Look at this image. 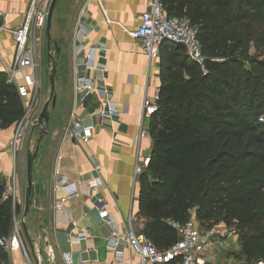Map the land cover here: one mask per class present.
Here are the masks:
<instances>
[{"label":"trees","instance_id":"16d2710c","mask_svg":"<svg viewBox=\"0 0 264 264\" xmlns=\"http://www.w3.org/2000/svg\"><path fill=\"white\" fill-rule=\"evenodd\" d=\"M163 2L170 14L192 17L209 70L205 73L182 43L164 40L160 45L153 146L139 176L140 210L146 218L142 233L165 249L178 238L171 220H188L195 211L201 226L235 227L243 264L264 261V57H242L244 42L229 31L236 22L264 23V0ZM262 47L264 36L257 40V48ZM23 114L17 86L8 81L7 71H0V128ZM3 197L0 177L3 232L9 234L12 198Z\"/></svg>","mask_w":264,"mask_h":264},{"label":"crops","instance_id":"0c3cea01","mask_svg":"<svg viewBox=\"0 0 264 264\" xmlns=\"http://www.w3.org/2000/svg\"><path fill=\"white\" fill-rule=\"evenodd\" d=\"M30 3L31 0H0V26L4 27L0 34V71H7L13 62L17 43L10 30L23 24ZM147 7L148 0H58L52 33L59 40L61 51L57 60V100L55 106L50 104L57 113L54 119H50L49 131L42 138L34 161L36 191L31 210L25 217L31 240L22 222L30 258L21 248H0V264H68L63 252L70 249L74 250L76 264H140L141 259L130 244L122 243L116 248L113 240L104 237L103 223L95 202L88 196V189L82 185L81 179L91 174L100 176L103 181L100 190L115 225L127 229L132 214L137 230L142 232L146 218L140 210V175L135 177V164L150 156L152 151L151 115L143 113V102L146 95L153 96L160 86L161 57L150 60L140 41L129 31L139 25L140 15ZM81 20L92 29L89 45L101 46L96 59L105 66V71L103 77L98 78V83L108 88L109 96L119 111L100 123L97 121L95 135L88 142L63 137L77 97L74 63L79 56L76 31ZM40 56L43 95L49 85V67L46 59L42 61V49ZM31 72V68L19 71L18 81H24ZM18 101L24 108V98L19 92ZM102 102L103 98L95 95H90L87 101L90 109ZM13 133L14 124L0 128V177L3 179H7L12 169L9 141ZM34 135L39 137L38 129L31 131L29 141L25 142L20 153L19 215L22 208L25 209L27 151L33 140L34 146L37 145ZM95 162L101 164L100 170L95 169ZM57 174L65 175L78 189L64 210L54 206L56 196L65 192L54 189ZM6 197L4 194L3 199ZM11 211L9 233L15 226L13 200ZM6 228V215L0 212V233L5 234ZM233 233L239 232L236 230L227 236ZM237 241L233 249L221 250L216 246L217 257L232 264L240 263L236 251L241 250V245ZM88 248V259L80 263L79 252Z\"/></svg>","mask_w":264,"mask_h":264},{"label":"built area","instance_id":"2783aa9c","mask_svg":"<svg viewBox=\"0 0 264 264\" xmlns=\"http://www.w3.org/2000/svg\"><path fill=\"white\" fill-rule=\"evenodd\" d=\"M51 0H31L25 20L20 27L11 29L16 39V48L13 62L8 68V80L17 84L20 95L24 98V114L17 121L13 136L9 141L12 155V169L7 179H4V194L11 197L15 208V226L11 233L0 234V248H21L29 259L26 240L23 236V211L19 215L17 205L19 203V159L21 150L29 137L31 128L35 126L42 109L41 97L43 93L41 81V49L39 43L46 29L47 16ZM0 26V34L3 31ZM91 26L81 20L77 27L76 47L79 55L74 63V87L77 91L75 107L71 112V121L63 130L65 139H76L88 142L94 137L97 121L102 122L106 117H112L119 113L117 107L109 96L108 88L98 83V78L103 77L105 66L96 59L100 45L90 46L89 37ZM133 38L140 41L143 51L149 59L160 57V45L164 40L182 43L191 59L199 63L205 73L208 72L206 60L208 58L203 42L199 36V28L193 23L189 15L170 14L163 0H148L147 9L140 15L139 25L131 29ZM25 68H31L32 72L24 81H18V72ZM90 95L102 97L104 102L95 108L88 107ZM160 86L153 96L146 95L143 102V113L152 115L159 107ZM264 119V115L260 117ZM150 161V156H145L135 164V177L137 178ZM95 169L100 170L101 164L95 162ZM81 183L88 189L103 223V235L113 240L116 248L122 243L132 246L134 252L140 257V264H232L229 260L217 257L216 246H229L227 234L235 232V227L229 229L222 224H216L210 229H203L197 219L195 211L185 221L171 220L177 230V240L165 249H159L135 226L133 215L129 217L128 228L121 229L115 225L107 208V201L100 187L103 181L100 176L89 175L81 179ZM54 189H63V194L55 198V208L64 210L70 198L78 193L75 183L68 181L65 175L57 174ZM218 234L217 238L214 235ZM73 237L70 236V240ZM90 248L79 252V262L88 259ZM72 249L64 251L63 257L68 264H76L73 260ZM264 261H259L263 264ZM118 264V263H111Z\"/></svg>","mask_w":264,"mask_h":264},{"label":"water","instance_id":"95a60500","mask_svg":"<svg viewBox=\"0 0 264 264\" xmlns=\"http://www.w3.org/2000/svg\"><path fill=\"white\" fill-rule=\"evenodd\" d=\"M58 0H51L49 5V11L47 16V23H46V62L49 67L48 76L50 81V94L48 99L45 101L37 122L34 129L39 130V137L37 138V145L34 150L31 148L27 151V185L25 190V209L23 212V227L27 234L29 240L31 237L29 236L27 225L25 223V217L28 215L29 211L31 210V205L33 203L35 197V185L33 181V171H34V161L38 155V150L40 146V142L45 134L49 131V123L51 118V108L55 106L57 95H56V75L58 71V55L61 51V46L58 44L57 39L53 38L52 35V24H53V17L55 13V8ZM56 53V54H55Z\"/></svg>","mask_w":264,"mask_h":264},{"label":"rangeland","instance_id":"374dc122","mask_svg":"<svg viewBox=\"0 0 264 264\" xmlns=\"http://www.w3.org/2000/svg\"><path fill=\"white\" fill-rule=\"evenodd\" d=\"M229 31H234L238 37L243 40L244 42V46L242 47V49L240 50V55L242 57H249L252 55H257L260 57H264V47L257 48V40L262 36H264V23H259V22H251L250 20H246L243 22H236L233 23L230 26ZM53 35V33H52ZM42 41L39 43L40 49H42L43 51V56H42V61L46 59V29L45 32L42 36ZM53 38L57 39L56 37L53 36ZM58 44L61 46L59 40L57 39ZM44 43V46L42 48V45ZM47 84H49L46 88V92L42 95L41 97V106L43 107L45 101L48 99L49 94H50V81H49V76L47 77ZM209 107V106H207ZM53 111V112H52ZM51 112L53 113V115L51 114V118L50 119H54L55 115H56V110L54 108H51ZM17 122L14 124V128L16 127ZM34 127V126H33ZM31 128V131L34 130V128ZM31 134V132L29 133V135ZM34 138L37 140V136L34 135ZM29 137L27 138L26 141L28 140ZM33 140V139H32ZM35 141H32V145H31V149L34 150L35 149ZM224 224L223 226L227 229L231 228L232 225H227L226 223H222ZM203 229H209L206 225H202ZM24 239H25V235L23 234ZM218 234L214 235V238H217ZM240 234L239 233H233L230 236H228L227 240L229 243V246L227 248H223V246L219 245V248L221 250H227V249H233L237 246V240H239ZM27 250L29 252L30 255V251L27 247ZM236 253L238 254V259L240 261V263H236V264H243L244 262V256L241 255V253L239 251H236ZM252 264H259V261L257 262H253Z\"/></svg>","mask_w":264,"mask_h":264},{"label":"bare ground","instance_id":"6f19581e","mask_svg":"<svg viewBox=\"0 0 264 264\" xmlns=\"http://www.w3.org/2000/svg\"><path fill=\"white\" fill-rule=\"evenodd\" d=\"M264 264V263H263Z\"/></svg>","mask_w":264,"mask_h":264}]
</instances>
